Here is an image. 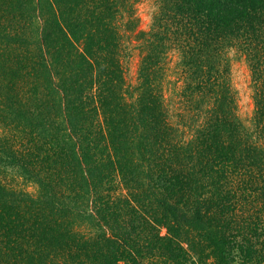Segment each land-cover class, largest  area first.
I'll return each mask as SVG.
<instances>
[{
  "label": "trees",
  "instance_id": "16d2710c",
  "mask_svg": "<svg viewBox=\"0 0 264 264\" xmlns=\"http://www.w3.org/2000/svg\"><path fill=\"white\" fill-rule=\"evenodd\" d=\"M153 1L0 0V264H264V0Z\"/></svg>",
  "mask_w": 264,
  "mask_h": 264
},
{
  "label": "rangeland",
  "instance_id": "374dc122",
  "mask_svg": "<svg viewBox=\"0 0 264 264\" xmlns=\"http://www.w3.org/2000/svg\"><path fill=\"white\" fill-rule=\"evenodd\" d=\"M138 17L140 19V29L149 30L153 20V15L156 11V6L153 0H139L137 6ZM134 43V42H133ZM134 44H130L131 48ZM131 57L125 60L127 69V79L131 84H135L137 79L138 65L140 62V53L138 51H130ZM232 77L235 89L238 92L239 99V115L245 121H249L253 115L254 102L252 98L250 71L243 59H234L232 66ZM29 192H34L35 188L30 186L26 188Z\"/></svg>",
  "mask_w": 264,
  "mask_h": 264
}]
</instances>
